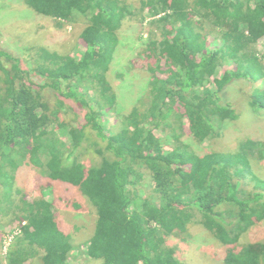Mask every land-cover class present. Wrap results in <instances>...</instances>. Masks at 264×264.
Returning a JSON list of instances; mask_svg holds the SVG:
<instances>
[{
	"label": "trees",
	"instance_id": "obj_1",
	"mask_svg": "<svg viewBox=\"0 0 264 264\" xmlns=\"http://www.w3.org/2000/svg\"><path fill=\"white\" fill-rule=\"evenodd\" d=\"M21 1L59 27L83 20L76 38L83 52L75 57L35 45L20 58L0 48V223L13 228L10 234L19 230L5 251L0 233V264H69L75 252L97 264H181L166 238L187 240L191 225L228 246L224 264H264V242L239 243L264 218V194L241 198L234 180L243 175L264 188L250 163L263 156L258 141L248 139L234 153L200 155L183 139L186 133L201 144L216 120L236 117L219 93L263 68L256 45L264 37V0H139L140 14L150 18L148 39L124 66L145 72L147 86L130 110L110 77L119 30L129 15H139L127 0ZM230 61L234 69L225 70ZM46 88L60 97L51 103ZM109 111L116 117L106 129ZM31 167L44 187L78 189L94 208L85 251L62 231L49 188L26 198Z\"/></svg>",
	"mask_w": 264,
	"mask_h": 264
},
{
	"label": "rangeland",
	"instance_id": "obj_2",
	"mask_svg": "<svg viewBox=\"0 0 264 264\" xmlns=\"http://www.w3.org/2000/svg\"><path fill=\"white\" fill-rule=\"evenodd\" d=\"M127 4H130V9L136 10L139 15L137 20L131 19L129 15L125 19L123 27L119 30L121 40L119 55L110 71V77L117 95L120 97L121 105L124 106L125 110H130L144 93L142 87L147 86L144 83L146 73L127 69L124 64L127 61L129 62L147 41V22L150 18L148 12L140 14L139 0H127ZM139 16H141V19ZM84 26L85 22L79 20L75 23H68L64 27H59L54 18L36 13L33 9L25 6L21 0H0V48L20 58H25L31 52L30 47L35 45H44L60 53L71 52L73 56L79 57L83 52V47L77 43L76 38ZM213 46L217 45L214 44ZM256 53L263 68L257 71H255L256 69H250L251 71L248 72L259 76V78L252 77L250 73H247L246 77L233 79L219 93L220 104L232 107L236 112V117L233 120H216L213 127L214 134L201 144H197L186 133L183 139L191 144L193 149L200 155L211 151L234 153L241 149L246 140H257L259 143V149L257 148V150L263 156L258 154L252 156L250 163L258 177L264 180V37L258 41ZM234 66V62L230 61L223 68L225 70L234 69ZM121 74L124 75L123 78L118 77ZM124 78L127 82H124ZM34 82L41 83L39 79H34ZM132 83L139 85V87ZM214 88L215 86H213ZM42 93L44 98L51 101V103L59 96L57 92L49 88L43 90ZM69 102L73 105L75 112L83 115V109L79 108L76 103ZM105 114L107 129L113 124L116 116L112 111ZM67 138L69 140V136ZM91 154L88 153L83 158L87 165H89L90 158H93ZM34 170L35 168L31 167L27 189L24 191L26 198H37L40 195V190H48L49 188L47 197L51 201L55 199L53 201L55 216L62 231L70 234L72 243L78 246L77 248H81V251H85V242L89 240L94 232L96 217L94 208L78 189L75 192L71 191L69 186L59 182H53L48 188L44 187L40 184L41 182H38V176L40 175ZM22 172L23 169L20 167L17 172V180L23 177ZM234 180L240 183V189L243 191L240 193L241 198H246L247 192H261L264 194V188H254L249 183L250 180L244 178L243 175L236 176ZM19 183L24 186L21 181ZM150 186V183L144 184V188H151L152 186ZM21 190H23L22 187ZM140 196H143L142 191ZM135 203L140 204V200L136 199ZM2 216V205L0 203V218ZM0 229V233L3 234V241H6L7 234H10L13 228H9V231H7L4 226H1ZM166 239H168L167 244L176 247L175 254L181 264H224L223 259L228 246L218 242L202 226H189L187 240H183L176 235L169 236ZM258 241L264 242V218L244 232L239 243L246 244ZM5 246L8 247L7 241ZM79 256L74 264H97L99 262L87 257L83 258L82 255ZM70 257V262L73 263L72 255Z\"/></svg>",
	"mask_w": 264,
	"mask_h": 264
},
{
	"label": "built area",
	"instance_id": "obj_3",
	"mask_svg": "<svg viewBox=\"0 0 264 264\" xmlns=\"http://www.w3.org/2000/svg\"><path fill=\"white\" fill-rule=\"evenodd\" d=\"M18 232H19V230L13 232L12 234L7 235V237H6L7 246H8V244L12 241L13 236H14L15 234H17ZM6 241L4 242V246H5V244H6ZM5 250H6V246H5V248H4V251H5Z\"/></svg>",
	"mask_w": 264,
	"mask_h": 264
},
{
	"label": "crops",
	"instance_id": "obj_4",
	"mask_svg": "<svg viewBox=\"0 0 264 264\" xmlns=\"http://www.w3.org/2000/svg\"><path fill=\"white\" fill-rule=\"evenodd\" d=\"M37 195H39V194H37ZM46 197H47V196H46ZM37 198H38V197H37ZM47 199H49V198L47 197ZM23 223H24V222H23ZM1 226H4L2 222L0 223V228H1ZM4 228H5V229H8V227H6V226H5ZM0 231H1V229H0ZM74 255H75V253L72 255V257H73V259H74L73 263H71L70 260H69V264H74L75 260H77V258H76ZM35 261H38V258H37V257H36Z\"/></svg>",
	"mask_w": 264,
	"mask_h": 264
}]
</instances>
